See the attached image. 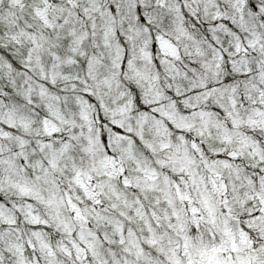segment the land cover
<instances>
[{"label":"snow or ice","instance_id":"obj_1","mask_svg":"<svg viewBox=\"0 0 264 264\" xmlns=\"http://www.w3.org/2000/svg\"><path fill=\"white\" fill-rule=\"evenodd\" d=\"M0 264H264V0H0Z\"/></svg>","mask_w":264,"mask_h":264}]
</instances>
